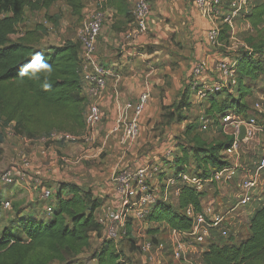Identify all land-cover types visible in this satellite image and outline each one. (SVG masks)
Instances as JSON below:
<instances>
[{
  "label": "rangeland",
  "instance_id": "374dc122",
  "mask_svg": "<svg viewBox=\"0 0 264 264\" xmlns=\"http://www.w3.org/2000/svg\"><path fill=\"white\" fill-rule=\"evenodd\" d=\"M96 1L99 0H84V7L92 8L88 12L100 7L96 5ZM135 1H131L133 7ZM230 2L231 0H222L221 8H225ZM261 3H264V0H252L249 4V13ZM84 12L83 8L80 14H74L67 0H56L48 10H27L25 21L18 25L11 38L16 40L25 35L27 31H35L40 47L61 45L68 40L78 41V31L87 18V11ZM46 15L58 16L59 23L55 25ZM40 25L43 28H39ZM104 28L105 25H103L102 31ZM112 29L114 28L112 27ZM114 32L118 37L119 34ZM214 32H217L216 37L219 44L214 47L213 51L218 50L219 53L231 59H235L242 50H249L252 47L264 50V28H255L246 15L238 19L237 40L230 37L229 29L223 23H220ZM167 44L169 43L167 42ZM178 45L182 46L180 50H183L188 44L179 43ZM168 49L171 48L168 47ZM219 49L222 51L220 52ZM172 51L175 52L173 49ZM183 57H185L184 54ZM199 58L201 57L184 59L186 67L188 68L190 65L193 67ZM171 64L172 71L161 72L159 83L154 80L152 99H149L143 111V131L141 134L139 132V136L132 143H124V145L128 144L127 146L130 148V150L126 148V152L99 151L98 138L95 140L85 139L93 134L91 129H86V126L84 130L74 132L80 136L79 140L58 144L43 137L32 139L18 136L15 134L14 123L6 125L0 120V133L4 137V142L0 145V203L2 205L0 235L6 228L11 229L12 233L18 237L25 239L18 224L19 218L33 217L38 220L50 218L54 210L53 205L56 202L59 184L63 182L79 183L84 189L91 191L94 197H97L101 202V206L96 211L101 230L99 234L95 232L90 234L88 244H75L70 250L62 248L58 252H54L48 247L29 248L27 262L23 264H62L64 262H67L66 264H97L93 258L94 251L100 247L104 239H111L109 229L114 223L107 222L106 219L103 221V219L104 213L114 202L112 179L121 169H133L143 164L156 163L163 171L162 174L159 173L160 171L159 174L155 173L156 187L159 190H164L166 176H172L177 169L173 165L176 162L181 163L182 157L188 158L184 168L196 172L197 164L192 157L191 148L197 143L211 144L231 137V128L225 129L222 125V116L211 108L212 104L208 99L195 100L192 98L193 104L182 111L184 117L182 121L169 119L168 113L175 111V107L172 105L179 100L184 85L188 84L192 89L196 79L194 74H187L185 69H181V65L176 61ZM249 83L253 87L264 88V72L255 80H250ZM228 95V99L238 97V91ZM119 141L121 142L120 133ZM260 142L244 146V161L257 159L260 152L255 149L263 148V143ZM88 144L90 146L86 149ZM80 146L85 150H81ZM70 147H75V149L72 150ZM185 149L188 153H185ZM168 150H172V154L164 157L163 155ZM169 159H172L174 164ZM6 172L11 173L12 182L3 180L2 177ZM43 188L51 190L53 198L43 200ZM236 193L235 184L219 185L218 188L209 189L206 198H209L216 207L225 212L227 208L236 203ZM256 198H260L261 201H255L246 207H239L234 212L235 214L231 218L233 225L230 230L233 237L223 238L215 233L203 245L194 243L189 237L183 238V241L189 246V251L182 259H175L173 256L169 229L160 227L154 231L160 221L149 222L151 207L149 212L144 213L140 219L135 221L130 237H120L118 241L113 240L120 253V262L122 264H202L201 249L203 247L207 248L211 243L236 241L247 235L249 213L264 201V191H260ZM173 199L174 196H171V200ZM5 204L9 206L5 208ZM48 206L53 208L51 212L47 210ZM142 235L149 236L155 242L156 247L152 251L155 256L154 260L149 259L148 254L139 251L133 243L136 237ZM24 250L25 248L18 249L6 256L7 263L13 264L22 261L25 256Z\"/></svg>",
  "mask_w": 264,
  "mask_h": 264
},
{
  "label": "trees",
  "instance_id": "16d2710c",
  "mask_svg": "<svg viewBox=\"0 0 264 264\" xmlns=\"http://www.w3.org/2000/svg\"><path fill=\"white\" fill-rule=\"evenodd\" d=\"M67 1L74 14L81 13L84 0ZM55 2L56 0H0V120L6 125L14 123L15 134L18 136L48 138L54 132L74 133L85 129L87 97L83 93L80 41L68 40L61 45L40 47L35 31H27L16 40L11 38L18 25L25 21L27 10H48ZM108 3L117 6L127 21H133L130 0H108ZM46 16L55 25L59 23L58 16ZM263 17L264 3H261L246 18L255 28H259ZM40 27L43 28L41 25ZM235 59L238 62V97L228 99L227 95L230 93L222 91L208 98L211 108L222 117L229 111L249 115L251 108L246 98L252 94L253 88L249 81L255 80L264 72L263 49L252 47L242 50ZM192 104L191 87L185 84L179 100L172 105L175 111L168 113L169 119L182 121V111ZM232 140V137H228L227 140L211 144L199 142L192 147V157L197 164L196 172L184 168L188 160L186 156L182 157L181 163L174 164L169 159L177 167L172 175L187 170L203 177L210 176L229 163L222 151ZM3 142L4 137L0 133V145ZM185 153H188L186 149ZM206 194L183 185L176 201L159 200L152 206L149 222L160 221V225L165 224L171 229L189 230L192 218L187 215L186 209L193 206L195 211H200ZM53 206V213L46 220L19 218L18 224L25 239L13 234L11 229H4L0 235V264H9L6 256L18 249L25 248V256L22 261L13 264L26 263L29 248L48 247L54 252L62 248L70 250L75 244H88L92 232L100 233L101 226L96 211L101 202L80 184H59ZM1 208L0 203V215ZM248 225L247 235L239 240L211 243L202 254L204 264H264V201L254 210ZM157 228L159 227L154 228V231ZM132 233L133 229L128 225L124 237L128 238ZM215 233L223 238L233 237L232 232L228 237L222 236L217 230L211 231V235ZM133 243L135 245L134 240ZM93 258L97 264H122L120 253L111 239L102 241L94 251Z\"/></svg>",
  "mask_w": 264,
  "mask_h": 264
},
{
  "label": "built area",
  "instance_id": "2783aa9c",
  "mask_svg": "<svg viewBox=\"0 0 264 264\" xmlns=\"http://www.w3.org/2000/svg\"><path fill=\"white\" fill-rule=\"evenodd\" d=\"M251 1L231 0L224 9L221 8L222 0H194V7L206 19L212 18L213 14L217 12L224 15V23L229 29L230 37L237 40L238 19L243 15L247 17ZM132 13L133 27L125 33V39L130 42L146 36L149 32L150 0H136ZM105 19V11L100 6L89 13L78 31L81 43L80 67L84 81L83 87L89 100L98 99L106 92L108 77L112 72L100 61L97 53V41L101 35ZM260 27H264V17ZM216 34L217 32H214L213 29L208 32V37L212 43H216L218 40ZM237 63V59L231 58L216 60L214 68L211 70L209 60L205 57L199 58L192 67V74L196 79L191 89V98L205 100L222 91L234 93L238 87L239 79ZM149 99V92H143L138 101L125 102L121 105V113L113 129V132L120 133L121 143H132L139 136V117ZM252 111L251 109L248 111L249 115L238 111L227 112L222 117V125L225 129L230 127L232 130L230 134L233 140L222 151L229 163L208 177L184 170L177 175L166 176L165 189L159 190L156 187L155 173L159 171L161 173V167L157 164L147 163L133 169H121L112 179L114 202L104 213L103 221L106 219L105 221L114 223L109 229V237L114 241L124 237L128 225L132 227L135 221L140 219L144 213L149 212V208L157 201L173 202L171 196L178 197L183 185H189L196 191L208 194L209 189L218 188L219 185L235 184L237 201L225 212L216 207L209 198H206V194L200 211H195L193 206L186 209L187 215L192 218V226L189 230L169 228L170 242L175 259H182L189 251V246L183 241V238L189 237L194 243L203 245L211 235L212 230H217L222 236L228 237L233 225L231 218L237 208L249 206L255 201H261L260 198H256V195L260 191H264V91L260 93L259 99L254 102ZM101 121V109L98 105L91 104L85 114L86 129H91L93 132V129ZM242 125L246 128V134L243 140H239L238 136ZM90 138L91 135L85 137L86 140ZM47 139L68 143L79 140L80 136L68 131H59L52 133ZM254 142L263 143L262 149H255L260 154L255 160L244 161V146ZM171 154L172 150H168L163 156L168 157ZM2 178L5 182L13 181L10 172H6ZM52 195L51 190L42 189L43 200L50 199ZM8 206L5 204V208ZM47 210L51 212L52 207L48 206ZM134 242L139 251L148 254L149 259L154 260L155 256L152 251L156 245L152 238L142 235L136 237ZM205 250L206 248L203 247L201 252L203 253Z\"/></svg>",
  "mask_w": 264,
  "mask_h": 264
},
{
  "label": "crops",
  "instance_id": "0c3cea01",
  "mask_svg": "<svg viewBox=\"0 0 264 264\" xmlns=\"http://www.w3.org/2000/svg\"><path fill=\"white\" fill-rule=\"evenodd\" d=\"M96 5L102 6L106 15L105 28L97 41V53L100 61L112 72L108 77L106 92L98 99L86 98V112L91 104L98 105L102 111V121L93 130L91 139H99V151L126 152L127 149L130 150L128 144H122L119 141V133L113 132L116 120L121 113V105L125 102L138 101L143 92H149L151 100L155 81L160 82L161 72L172 71L171 63L174 61L189 74L192 73V65L187 68L184 59L205 57L209 60L211 70L216 60L228 59V56L219 53L218 50L213 51L219 41L212 43L208 37L211 29L214 30L220 23L225 24V16L217 12L212 18L202 17L194 7V0H150L149 32L146 36L130 42L125 39V33L133 27V21H127L124 14L118 11L117 6L109 4L108 0L96 1ZM91 9L84 7L85 12L87 11L86 17ZM132 9L131 5L130 11ZM120 28L122 30H119ZM114 31L119 34L118 37ZM179 43L188 45L180 50L182 46L178 45ZM262 91H264L262 87H253L252 94L246 98L251 112H253L254 102L259 99ZM83 93L86 95L85 90ZM143 121L144 114L142 113L139 117L140 134L143 131ZM86 146L87 149L90 144ZM81 148L85 150L84 147ZM70 149L74 150L75 147H70ZM173 200L176 201L177 197ZM254 210L250 211V218ZM157 224L156 227L169 229L165 224ZM201 263L204 264L202 257Z\"/></svg>",
  "mask_w": 264,
  "mask_h": 264
},
{
  "label": "water",
  "instance_id": "95a60500",
  "mask_svg": "<svg viewBox=\"0 0 264 264\" xmlns=\"http://www.w3.org/2000/svg\"><path fill=\"white\" fill-rule=\"evenodd\" d=\"M245 134H246V128H245L244 125H242L240 127V133H239V136H238L239 140H243L244 137H245Z\"/></svg>",
  "mask_w": 264,
  "mask_h": 264
}]
</instances>
